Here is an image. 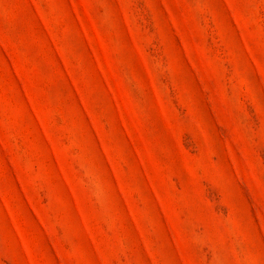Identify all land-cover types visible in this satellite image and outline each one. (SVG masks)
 Returning <instances> with one entry per match:
<instances>
[{
  "label": "rangeland",
  "instance_id": "1",
  "mask_svg": "<svg viewBox=\"0 0 264 264\" xmlns=\"http://www.w3.org/2000/svg\"><path fill=\"white\" fill-rule=\"evenodd\" d=\"M0 264H264V0H0Z\"/></svg>",
  "mask_w": 264,
  "mask_h": 264
}]
</instances>
